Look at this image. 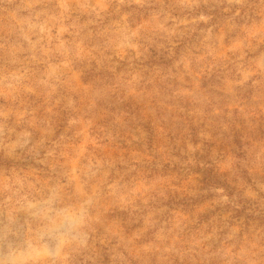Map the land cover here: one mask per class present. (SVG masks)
<instances>
[{"label":"rangeland","instance_id":"rangeland-1","mask_svg":"<svg viewBox=\"0 0 264 264\" xmlns=\"http://www.w3.org/2000/svg\"><path fill=\"white\" fill-rule=\"evenodd\" d=\"M0 264H264V0H0Z\"/></svg>","mask_w":264,"mask_h":264},{"label":"clouds","instance_id":"clouds-1","mask_svg":"<svg viewBox=\"0 0 264 264\" xmlns=\"http://www.w3.org/2000/svg\"><path fill=\"white\" fill-rule=\"evenodd\" d=\"M60 238H61V239H63V236H61ZM82 242H86V237H85V240H84V241H82Z\"/></svg>","mask_w":264,"mask_h":264}]
</instances>
